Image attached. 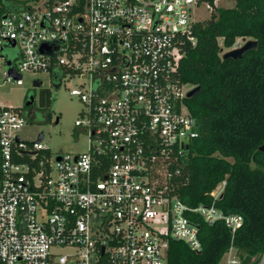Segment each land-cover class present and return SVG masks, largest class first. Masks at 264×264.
<instances>
[{"label": "built area", "instance_id": "built-area-1", "mask_svg": "<svg viewBox=\"0 0 264 264\" xmlns=\"http://www.w3.org/2000/svg\"><path fill=\"white\" fill-rule=\"evenodd\" d=\"M197 9L212 6L27 0L0 17L4 82L21 86L23 73H42L50 84H70L84 106L74 126L87 138L80 154H51L43 140L20 139L22 109L0 108V264H167L172 241L202 251L197 216L232 234L241 228V216L215 207L221 193L211 194L210 206L190 207L149 177L163 176L154 163L199 137L185 104L195 87L175 78L180 47L195 42ZM242 261L230 248L218 264Z\"/></svg>", "mask_w": 264, "mask_h": 264}, {"label": "trees", "instance_id": "trees-1", "mask_svg": "<svg viewBox=\"0 0 264 264\" xmlns=\"http://www.w3.org/2000/svg\"><path fill=\"white\" fill-rule=\"evenodd\" d=\"M210 18L191 28L194 44L184 43L175 78L189 87H200L185 101L199 123V137L176 156L154 163L164 175L149 171L151 180L167 188L182 203L210 206L211 194L224 183L214 201L224 215L242 217L234 234L217 222L207 225L195 217L202 251L195 254L182 242L172 241L167 264H218L230 249L250 264L264 258V0H231L233 8H217ZM27 0H0V17L19 11ZM254 40L257 48L241 60L222 59V48L238 40ZM220 41L222 46L220 45ZM264 264V263H263Z\"/></svg>", "mask_w": 264, "mask_h": 264}, {"label": "rangeland", "instance_id": "rangeland-1", "mask_svg": "<svg viewBox=\"0 0 264 264\" xmlns=\"http://www.w3.org/2000/svg\"><path fill=\"white\" fill-rule=\"evenodd\" d=\"M217 8H233L234 2L231 0H218L215 4ZM210 10L206 12L203 9L195 10L192 19L194 22H203L210 18ZM249 39H238L235 45L242 46ZM220 45L221 41H220ZM228 52L231 49L222 48ZM9 56H13L11 50H8ZM4 66H0V108L13 107L22 109L25 98L29 94L35 95L38 115L28 117L24 127L18 131L20 139L28 144L37 140L40 133H43V146H47L51 154H80L86 150L87 138L85 134L74 125L79 118L80 111L84 106L76 99L70 96V84L63 83L57 86L53 81L50 84L48 76L42 73L29 74L23 73V85L17 86L14 83H6L3 80ZM34 82L41 83L35 87ZM39 103V104H38ZM23 110V109H22ZM58 118V123L55 120ZM223 185H219L214 193L222 192Z\"/></svg>", "mask_w": 264, "mask_h": 264}, {"label": "water", "instance_id": "water-1", "mask_svg": "<svg viewBox=\"0 0 264 264\" xmlns=\"http://www.w3.org/2000/svg\"><path fill=\"white\" fill-rule=\"evenodd\" d=\"M257 48V42L254 40H248L245 41L244 44L242 46H239L236 49L230 50L228 52H225L222 55V59L226 60V59H232L235 61L241 60L243 55L248 52L249 50H254ZM43 50V48H42ZM8 65H10V62L7 63ZM11 75H13L12 72H10ZM39 85H35V87H38ZM200 92V87H195L193 88L191 91L188 92L187 94V98H193L195 97V95H197ZM32 102V98H30L29 102L26 103V105H30V103ZM58 118H56L55 120V124L58 123ZM44 138L43 133H40L37 137V143H40ZM259 152L264 153V142L263 144L259 147ZM25 155L27 156H31L34 155L35 153H31V152H24ZM251 263V258L246 257L245 259H243L241 264H250Z\"/></svg>", "mask_w": 264, "mask_h": 264}, {"label": "flooded vegetation", "instance_id": "flooded-vegetation-1", "mask_svg": "<svg viewBox=\"0 0 264 264\" xmlns=\"http://www.w3.org/2000/svg\"><path fill=\"white\" fill-rule=\"evenodd\" d=\"M30 98H32V102L30 103V105H26V103L29 102ZM35 100L36 98L34 94H29L25 98V102H24L22 109L26 113V115H28V117H36L38 115V111H37L38 106L35 103Z\"/></svg>", "mask_w": 264, "mask_h": 264}]
</instances>
